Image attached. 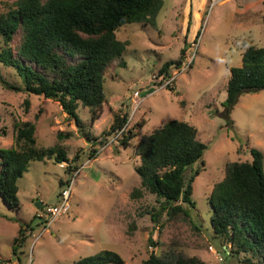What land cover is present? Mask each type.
Here are the masks:
<instances>
[{"label": "rangeland", "instance_id": "374dc122", "mask_svg": "<svg viewBox=\"0 0 264 264\" xmlns=\"http://www.w3.org/2000/svg\"><path fill=\"white\" fill-rule=\"evenodd\" d=\"M15 1L0 0V14L6 13ZM163 1L157 27L126 25L118 33L119 40L129 43L124 54L126 67L114 64L108 72L106 101L99 120L92 123L89 109L80 105L82 131L68 121L58 102L0 83V148L14 145L16 122L30 121L37 125L40 148L60 142L71 161L78 154L82 158L77 162L81 165L78 174L69 171L68 163L32 162L18 181L20 209H11L0 197L1 264H75L103 251L119 254L125 264H143L152 252L198 257L209 264H242V255L239 259L225 256L221 238L211 225L208 198L214 185L224 179L227 164L251 162V149L264 154V91L241 95L230 113L225 108L230 68L242 66V41L253 39L264 48V24L253 23L256 15L241 0ZM254 7L264 9L263 4ZM194 43L196 47H191ZM3 45L0 36V50ZM184 48L185 58L193 57L192 66L177 76L171 88L153 86L154 75L166 62L178 60ZM0 72L6 82L20 85L14 72L2 63ZM136 90H141L145 100L128 125L130 128L136 124L130 146H121L120 138L106 148L107 143L88 142L84 133L102 138L116 115H131V97ZM143 120L147 123L140 128L137 122ZM171 120L196 127L198 139L208 149L203 159L205 166L197 163L192 168H202L193 185L196 208L186 206L189 215L174 218L164 212L160 223H156L152 212L162 210L157 198L150 194L131 198L132 191L141 184L135 170L140 163L135 147L142 137ZM59 132L71 135L59 141ZM94 146L100 154L90 160L88 155ZM72 177L75 180L70 212L60 216L49 229L43 228L37 213L58 202L61 190ZM39 203H43L41 209L37 208ZM29 222L33 230L15 256L14 239L20 225Z\"/></svg>", "mask_w": 264, "mask_h": 264}, {"label": "trees", "instance_id": "16d2710c", "mask_svg": "<svg viewBox=\"0 0 264 264\" xmlns=\"http://www.w3.org/2000/svg\"><path fill=\"white\" fill-rule=\"evenodd\" d=\"M163 7V0H16L6 13L0 14V36L4 44L0 63L14 72L20 85L6 82L1 75L0 83L18 92L58 102L68 121H73L82 131L80 105L89 109L92 123L99 120L106 101L108 72L114 64L126 67L124 54L129 43L119 40L118 33L126 25L157 27V17ZM242 46V66L230 68L225 101L227 113L241 95L264 91V48L254 45L250 39H244ZM185 55L184 48L178 60L166 62L154 75L152 85L161 87L170 77L171 68L185 63ZM25 105L28 109L30 101ZM129 116L130 113L116 115L112 127L102 138H92L88 133L84 136L94 145H104L122 131ZM144 121L137 125L143 128L147 123ZM135 125L122 133L121 146H130L136 136ZM69 135L59 132L58 140ZM207 149L198 139L197 128L179 120L168 121L142 137L135 147V154L140 158L135 170L141 184L132 191L131 198L155 196L162 206L157 214L152 212L156 223H160L164 212L169 218L179 214L188 216L186 206L196 208L193 185L202 170L192 168L197 163L205 166L203 159ZM99 154L94 146L88 157L96 160ZM251 154V162L227 164L224 179L214 185L208 201L212 209L211 225L214 234L221 238L225 256L239 259L242 255V264H264V154L257 149H251ZM48 160L68 163L69 171L75 172L82 158L78 154L71 161L60 142L53 147L40 148L36 123L16 122L14 145L0 148V197L7 206L20 209L18 181L32 162ZM70 162L74 166L71 167ZM31 224L20 225L19 235L13 242L15 256L33 230ZM149 242L154 245L152 239ZM75 264L125 262L119 254L103 251ZM143 264L209 263L198 257H170L152 252Z\"/></svg>", "mask_w": 264, "mask_h": 264}, {"label": "built area", "instance_id": "2783aa9c", "mask_svg": "<svg viewBox=\"0 0 264 264\" xmlns=\"http://www.w3.org/2000/svg\"><path fill=\"white\" fill-rule=\"evenodd\" d=\"M191 47H196V44L195 43L192 44ZM187 59L185 60V63L181 67L173 66L171 68L172 72H171L170 77L169 78L167 77L164 80L163 85L158 88L161 89V88L171 87L176 81L177 76H179L183 72H186L191 67L193 57L188 59V61ZM155 91L156 90H154L153 92ZM131 99H132L133 111L127 121V124L125 125V127L122 129V131L119 134L112 137L107 142V145H105L104 148L110 146V144H112L113 142H116L122 136V133L128 128V125H130L131 121L135 117L136 112L138 111V109L140 108V106L145 100V98L142 97L141 90L134 91L132 93ZM80 172H81V169L77 170L75 174H78ZM74 180H75V177H72L71 179L68 180L65 187L61 190L59 198H58V202L55 205L46 206L42 208L40 212L37 213V218L40 220V224L43 226V228L49 229L60 216L67 215L70 212V209H71L70 200H71V196L73 192ZM217 256L219 257L220 261H223V257H221L220 254L217 253ZM0 264H1V261H0Z\"/></svg>", "mask_w": 264, "mask_h": 264}, {"label": "crops", "instance_id": "0c3cea01", "mask_svg": "<svg viewBox=\"0 0 264 264\" xmlns=\"http://www.w3.org/2000/svg\"><path fill=\"white\" fill-rule=\"evenodd\" d=\"M227 1L229 0H223L222 2L224 3ZM241 3L245 8L248 9V11H251L252 13L256 15L255 19H253V23L258 24V25L264 24L263 22L264 9L261 8L259 10H255V7H254L255 4H257V6H259L260 4H263V0H241ZM189 12L190 11H188V14ZM250 41H252V43L256 45L253 39H250Z\"/></svg>", "mask_w": 264, "mask_h": 264}, {"label": "water", "instance_id": "95a60500", "mask_svg": "<svg viewBox=\"0 0 264 264\" xmlns=\"http://www.w3.org/2000/svg\"><path fill=\"white\" fill-rule=\"evenodd\" d=\"M42 206H43V203H39V204H37V208H38V209H41Z\"/></svg>", "mask_w": 264, "mask_h": 264}]
</instances>
